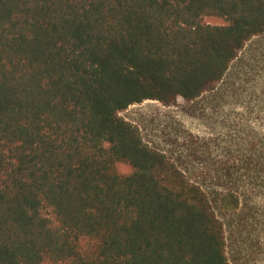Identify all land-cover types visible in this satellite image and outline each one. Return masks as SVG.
Segmentation results:
<instances>
[{
  "label": "trees",
  "instance_id": "1",
  "mask_svg": "<svg viewBox=\"0 0 264 264\" xmlns=\"http://www.w3.org/2000/svg\"><path fill=\"white\" fill-rule=\"evenodd\" d=\"M262 34L264 0H0V264H232L210 192L120 112L200 97ZM250 149L218 177L264 182Z\"/></svg>",
  "mask_w": 264,
  "mask_h": 264
},
{
  "label": "rangeland",
  "instance_id": "2",
  "mask_svg": "<svg viewBox=\"0 0 264 264\" xmlns=\"http://www.w3.org/2000/svg\"><path fill=\"white\" fill-rule=\"evenodd\" d=\"M206 21L224 23L215 16ZM120 115L137 124L151 146L166 152L210 192L224 223L230 262L264 264V182L231 184L218 177L225 164L236 167L232 162L250 155L253 141L264 149V34L248 41L222 80L200 97L171 104L145 100ZM254 167L244 163L240 170ZM118 169L131 168L119 162ZM231 187L240 196L239 206L224 209L217 192Z\"/></svg>",
  "mask_w": 264,
  "mask_h": 264
}]
</instances>
